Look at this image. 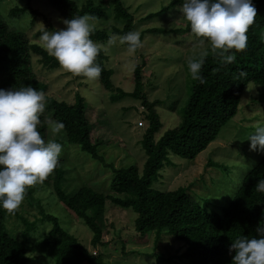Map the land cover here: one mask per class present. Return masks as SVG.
Returning <instances> with one entry per match:
<instances>
[{
    "label": "trees",
    "instance_id": "obj_1",
    "mask_svg": "<svg viewBox=\"0 0 264 264\" xmlns=\"http://www.w3.org/2000/svg\"><path fill=\"white\" fill-rule=\"evenodd\" d=\"M49 2L62 20L83 14L94 15L98 19L106 15L103 7L94 0H88L81 8L74 0ZM179 3L182 0H172L160 12L151 13L143 20L157 17ZM252 3L257 16L247 32L246 50H233L235 60L231 64L222 63L214 53H207L201 69L205 83L194 80L186 107L182 111L184 114L181 123L165 132L158 140L155 139V134L161 124L156 106L160 102L148 99L144 93L143 68L141 65L135 66L133 91L127 93L118 89L119 93L111 94L110 99H140L147 109L149 126L140 142L146 154L142 169L137 164L125 167L127 165L121 161L118 169L109 166L113 171V178L108 193L85 185L69 193L68 188H63L64 184L67 185L66 163L59 158L54 171L42 183L27 190L15 214L10 215L0 209V264H108L103 256L93 250L104 245L105 230L98 220L101 216L105 217L111 205L131 211L136 216L133 221L136 232L145 235L155 233L157 238L164 235L162 233H167L182 244L180 253H177L178 250L166 258L156 255L157 260L163 264H232L234 252H229L232 239L237 235L256 236L257 225L264 222V193L255 190L257 181L264 179V155L244 177L234 197L221 212L190 197L186 187L160 192L153 188V183L157 181L159 172L170 155L194 160L218 138L223 127L237 115L246 86L252 83L264 89V0H252ZM109 4L112 5L114 19L123 26L122 29L114 26L111 33L96 29L91 39L102 47L107 44L110 35H123L136 28L133 14L124 0H109ZM25 13L26 8L17 6L11 10L13 17ZM48 26L46 29L49 31L57 30L51 22H48ZM156 31L158 30L148 32ZM169 32L191 31L187 23L186 29ZM124 47L127 48V45L124 44ZM33 57H37L43 67H61L41 45L30 40L27 33L17 26H10L0 12V88L30 85L43 92L46 85L34 73ZM106 59L102 48L96 61L102 68L98 81L112 93L115 90L112 84L114 71L105 66ZM241 72L244 73L243 76L240 75ZM45 98L46 108L39 126L45 141L50 140V128L45 120L49 116L52 120L63 123L66 148L75 145L93 160L105 162L102 150L109 146L91 138L92 126L86 115V99L79 93L75 95L73 104L52 97ZM114 146L119 147V144ZM49 188L58 203L89 229L92 234V249L65 230L60 220L49 213L44 205L46 198L35 197L39 191H50ZM23 203L37 211L35 222H28ZM22 224L24 228L19 234L17 228ZM42 226H46L44 231H41Z\"/></svg>",
    "mask_w": 264,
    "mask_h": 264
},
{
    "label": "rangeland",
    "instance_id": "obj_2",
    "mask_svg": "<svg viewBox=\"0 0 264 264\" xmlns=\"http://www.w3.org/2000/svg\"><path fill=\"white\" fill-rule=\"evenodd\" d=\"M87 1L74 0L79 8ZM94 1L106 12L103 18L98 19L96 29L109 33L114 26L122 29L123 25L114 19L109 0ZM171 2L172 0H124L133 14L136 26L134 31L140 33L143 45L135 53H129L124 44L118 41L102 47L107 57L105 66L114 71L112 84L115 90L112 93L103 87L98 79L89 82L82 76L67 72L63 67H43L37 57L32 58L34 73L46 85L44 95L73 104L75 95L79 93L86 99V115L92 126V140L103 141L109 146L102 150L105 162L101 163L93 160L87 153L79 151L75 145L66 148L64 132L61 130L58 134H53L49 126L50 140L62 145L59 158L66 163V183L69 186L64 184L63 188H68L69 193L83 185L108 193L113 178V171L109 166L118 169L121 161L127 165L125 167L137 164L142 169L146 154L140 142L149 126L147 109L143 107L140 99H110L111 94L119 93L118 89L127 93L133 91L136 65L143 68L144 93L151 102H160L156 106V113L161 126L155 134V139H160L165 132L181 123L184 114L182 111L186 107L194 83L188 71L187 59L190 56L199 58L200 52L208 49L209 45H199L191 32H169L186 29L188 22L179 11L182 3L172 6L157 17L143 20L151 13L160 12ZM16 6L26 8V13L13 17L11 10ZM0 12L10 26H17L27 33L30 40L39 45L41 42L37 34L49 27L48 22L57 29L65 27L49 0H0ZM150 30L158 31L148 32ZM143 32L145 33L142 36ZM209 52L213 53H207ZM48 119L51 117L46 116L45 120ZM262 123L264 89L251 83L242 93L237 115L223 127L218 138L194 160L170 155L160 170L157 181L153 183V188L167 192L186 187L190 197L200 201L202 205H211L216 212H221L234 197L244 177L264 155V152L250 150L247 139L248 134ZM116 144H119V147L114 146ZM49 190L39 191L35 197L46 198L43 203L49 213L60 220L65 230L92 249V234L89 229L58 203L55 195L51 193L53 188ZM23 206L28 222H35L37 211L26 203H23ZM135 218L131 211L109 206L105 217L101 216L98 220L105 230L104 245L93 250L94 253L103 256L108 264H163L157 260L156 255L166 258L182 247L181 243L167 233H162L164 235L157 238L155 233L145 235L136 232L133 222ZM45 227H40L41 231H44ZM22 228L23 224L17 228L19 234ZM13 235L21 239L17 234ZM180 252L181 250L177 253Z\"/></svg>",
    "mask_w": 264,
    "mask_h": 264
},
{
    "label": "clouds",
    "instance_id": "obj_3",
    "mask_svg": "<svg viewBox=\"0 0 264 264\" xmlns=\"http://www.w3.org/2000/svg\"><path fill=\"white\" fill-rule=\"evenodd\" d=\"M179 11L197 43L209 45L199 58L187 59L191 78L201 84L205 83L201 69L207 52H213L224 64L233 63L234 52L246 50L247 32L257 16L252 0H182ZM62 23L65 27L61 29L44 28L39 36L42 47L67 72L89 82L97 80L102 68L96 61L102 46L91 36L98 18L83 14L63 19ZM117 41L126 44L129 53L143 45L137 31L112 34L107 44ZM45 108L44 93L30 85L0 88V209L10 215L22 204L27 190L42 183L58 164L62 145L55 140L45 141L39 131ZM47 123L53 134L64 128L60 121L48 119ZM247 139L250 150L264 152V123L256 126ZM255 190L264 193V179L257 181ZM255 231L256 236L237 235L232 239V264H264V222Z\"/></svg>",
    "mask_w": 264,
    "mask_h": 264
}]
</instances>
